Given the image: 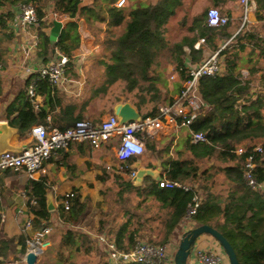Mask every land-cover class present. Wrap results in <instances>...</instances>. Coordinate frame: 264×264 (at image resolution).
I'll use <instances>...</instances> for the list:
<instances>
[{"label": "trees", "instance_id": "trees-1", "mask_svg": "<svg viewBox=\"0 0 264 264\" xmlns=\"http://www.w3.org/2000/svg\"><path fill=\"white\" fill-rule=\"evenodd\" d=\"M50 0H0V71H3L7 65V54L13 39V33L9 31V20L14 16L15 7L23 2H34L38 7V16L40 19V29L45 25L46 12L45 5ZM55 3V12L61 13L64 17L75 18L76 20L68 23L63 29L56 47L72 57L80 45L79 23L80 16L83 15L88 22L108 20L109 27L118 25L123 19L127 18L129 23L136 31H140L146 26L150 27L149 34L156 50L165 53L169 52L170 61L179 71L180 79L185 81L189 77L186 68V61L191 56L189 62H199L203 60L206 49L200 47L194 48V41L199 36L212 37L215 33L207 25L203 14L196 17L193 28L197 29V36L190 42L168 46L166 44L165 32L162 29L175 8L179 4L177 0H165L156 5L130 4L128 8L118 7L117 0H93L90 4H84V0H53ZM256 1V14L259 24L264 22V0ZM167 2V3H165ZM108 11V13H107ZM48 20V19H47ZM49 21V20H48ZM53 25V22H49ZM260 28V27H258ZM254 28L242 35H237L230 41V48L226 50L225 72L217 76H204L200 80V88L197 93L200 98L201 109L195 118L191 128L196 131H203L209 137L208 142L194 144L191 142V135L184 139V150H180L179 157L174 158L170 154L164 153V150L157 148L155 140H148L147 148L154 151L159 150L158 156L163 164L162 176H167L172 180L191 179L194 184L202 191L204 197L198 213L194 216L197 224H209L218 229L234 246L240 264H264V191L250 186L244 178L243 161L248 154L260 141L264 139V36L260 30ZM111 32V30L109 31ZM40 41L38 52L39 56L45 60L52 55V46L49 35L40 30ZM224 36L229 39L230 33L225 32ZM206 37V36H205ZM206 39V38H205ZM70 40V41H69ZM207 40V39H206ZM188 45V50L186 48ZM250 47L249 57L243 53ZM259 52V56L254 59L253 55ZM113 62L106 64L108 74L104 75V84L102 89L100 85L94 84L95 93H104L106 87L116 83L118 80H125L128 93L137 91L133 97H138L140 101L151 96L152 100H163L159 93L158 75L152 67L153 58L146 59L144 55L136 50H113ZM246 66L249 74L242 72V66ZM259 75L256 92L254 90L255 79ZM38 85V92L45 95L46 99H52L57 93V87L51 84L46 78H41L39 73L33 74ZM145 82L148 85H145ZM3 81L0 78V95L3 93ZM178 87L182 86L178 83ZM256 88V86H255ZM256 88V89H257ZM127 93V92H126ZM131 95V94H130ZM26 97V90L22 91L20 98ZM127 96L126 100H129ZM19 99V98H18ZM13 104H10L9 107ZM17 116L12 118L14 111L8 112V120L11 125L19 129V133H25L36 123L46 122L45 108L36 111L29 99L23 102L21 107H17ZM64 117H68L67 111ZM159 113L157 107L150 112L142 114L143 117L155 116ZM72 116V115H71ZM83 119V114L71 117L73 125L77 120ZM181 120V119H180ZM70 124V125H71ZM67 126L62 127L65 129ZM149 139V138H148ZM247 147L248 152L238 154L236 149ZM185 152H190L192 158H186ZM218 157L226 163L225 166L206 167L202 170L198 161L212 160ZM255 160L257 168L255 175L258 182H264V151L257 152ZM137 161L136 158L128 159L127 165ZM124 164V163H123ZM126 165V163H125ZM225 176L226 187H217V176ZM148 177L147 179H149ZM203 178V179H201ZM201 180V181H200ZM103 184L108 181L103 177ZM107 181V182H106ZM115 184L122 181L128 190H137L138 194L144 197L138 205L133 204L130 197H125L126 189L118 192L117 196L105 198L108 204L106 215L111 214L114 203L121 202L124 207V217L122 224L114 229V236L118 246L122 249L133 248L137 242V236L141 228L134 226L132 222L140 219L141 213L137 208L143 206L148 200L157 201L158 208L168 211L166 218L162 221L165 235L161 244L170 240V236L177 232L178 225L186 217L188 207L194 201L196 195L195 189L186 191L180 188H162L158 185L155 178H150L142 185H136L133 181L125 180L122 177L114 178ZM200 182V184L198 183ZM113 187V186H112ZM108 186L107 189L112 188ZM30 194L36 196L39 205L34 208L35 224L42 225V221L50 220L51 212L48 209V185L45 178L40 180L30 179L25 186ZM104 189V186L103 188ZM102 193H107V190ZM85 198V197H84ZM82 194L72 192L70 200V209L62 212V217L66 221L62 231L64 232L67 244H75L74 236L77 230L69 226L71 222L80 223L86 215L89 206V197L84 199ZM101 204V203H100ZM3 217L0 214V264L10 258L11 243L16 238L5 236L2 232ZM109 224L104 216L100 218V230L104 232ZM61 229V228H60ZM112 232V230L110 231ZM80 232V238L87 241L90 234ZM85 236V237H84ZM21 241V252H26L24 238H18ZM156 244V243H154ZM167 244V243H166ZM79 248V246H78ZM62 253V252H61ZM135 264V263H129Z\"/></svg>", "mask_w": 264, "mask_h": 264}, {"label": "crops", "instance_id": "crops-1", "mask_svg": "<svg viewBox=\"0 0 264 264\" xmlns=\"http://www.w3.org/2000/svg\"><path fill=\"white\" fill-rule=\"evenodd\" d=\"M161 1L165 0H126L123 6L118 7L121 8L126 6L128 8L130 4L156 5ZM177 1H179V4L175 8V12L170 15L168 21L164 23L162 27L165 32L166 44L168 46H176L186 42L190 43L197 36L198 32L197 29L193 28V23L195 18L200 17L201 14H203L202 17L207 21V25L210 28L209 33H211V30L215 31L212 37L209 38L208 34L205 35L206 37L199 36L193 43L194 48L199 50L196 46L201 42L200 47L206 49L204 57H207L210 53L220 48L225 41H231L238 34L242 35L255 27H259L256 10H253L249 14L250 20L243 26L245 5L242 0ZM83 2L84 4H90L93 0H84ZM212 8L219 9L224 15L228 16L230 18L229 22L220 27L209 25L208 12ZM15 10L14 14L16 12ZM44 10L46 12L45 25L39 29L46 32L50 37V31L53 25H50L49 22H53L55 19L54 1H48ZM64 18L69 17L63 16V19ZM74 20L76 19L74 18ZM77 22L79 23L78 30L81 37L80 45L71 57V61L66 69L65 78L60 85H54L57 87V93L52 99H46L45 95L39 93L37 85V107L27 93V89L31 81H33V77L31 81H28L32 74L26 72V66H28L29 61L26 60L23 49L24 46H30L33 43V34L36 28H31L28 34L26 33L21 37L14 38L13 36L9 52L6 56V68L0 71V78H2L4 83L3 93L0 95V121L8 120V112L10 111H14L11 115L12 118L17 116L19 111L16 110L17 107H21L23 102L27 99L31 101L36 111L45 108L43 111L47 114L46 122L40 124H49L54 127L62 128L64 126H71V117L78 114H83V119H90L97 123L101 122L108 114L114 113L115 105L120 102L129 101L134 104L142 114H145L155 107L159 109L163 104L174 102L178 97L182 89L178 87V83L183 87L184 81L180 79L179 71L176 66L172 64L168 58L162 56V52H159L154 47L149 34V26L144 27L140 31H136L129 23L128 19L125 18L118 23V25L109 27L108 20L88 22L83 15L80 16ZM67 26L68 24L64 28ZM259 29L260 28H258V30ZM110 30L111 32H109ZM225 32L230 33L229 39L224 36ZM203 38L207 40L205 39V41L202 42ZM51 46L53 47L52 44ZM134 46L136 48H134ZM230 46L231 44L229 43L228 47L230 48ZM186 48H188V45H186ZM128 49L138 51L144 55L146 59L153 58L152 67L154 68V72L160 74L157 77L160 79L159 82H163L162 84L158 82L160 88L159 93L163 100H152L150 99L151 96H147L143 101H140L138 97H129V100H126V95L129 93H124L117 89L120 85V80L107 86L104 93H95L93 90L94 84L100 85L102 89V84H104V82H101L104 81L102 76L108 74L106 64L108 62H113L112 51ZM38 52L39 51L31 52L32 58L30 62H34L33 64L35 65L47 63L54 59L52 54L49 59L42 60L41 58L45 56H39ZM188 60L190 61L191 59ZM188 60L186 63L189 62ZM163 74H170V76L168 75L166 79V76ZM256 88L254 86V90L252 91L256 92V90H259ZM24 90H26V97L21 99L20 94ZM13 103L15 104L9 107V105ZM64 110L69 114L67 118L64 117ZM189 134V127L174 126L166 123L161 130L154 134V136L147 137L146 146L148 140L154 139L156 147L164 150V153L170 154V156H172V150L176 149L177 157H172L178 158V152L185 149L184 139ZM32 140L33 136L30 129L22 134L18 131L11 142L20 147H25L30 144ZM118 148V138H113L110 142L103 144L99 148H93L84 142H76L67 150L62 151L58 157L47 161L44 164V168L33 177H30L26 172L22 171L11 169L5 171L0 170V212L3 215L2 232L5 236L16 238V240L11 243L10 258L1 264H26L22 258L23 253L20 251L22 244L18 238L22 236L25 242L26 235L22 228L30 217L33 219L35 218L34 208L37 206L30 207V204L27 203L29 196L33 195L25 188L30 179H46L48 185L47 197L50 196L52 198L54 208L50 210L51 216L48 223H46V221H42V225L33 223L28 233L34 234L43 225L49 224L52 226V233L49 238L53 244L54 228L57 227V229L62 232V228H64V224H66V221L62 217V212L66 213L63 209V196L65 194L76 191L82 194L84 198L85 195L97 192L105 186L102 181L103 177L107 181H114V178L119 176L125 180L133 181L131 173L137 171L139 168H149L159 173L158 177L146 175L142 184L150 180L151 177L155 178L157 181L158 178L165 176V174L164 176L161 175V173L164 172V168L163 170L159 168V160L154 158L145 160L143 153L130 157L129 159L136 158L137 161L127 165L128 160L122 162L117 158L116 154ZM136 163H139V165L136 166ZM119 165H122L123 169H119ZM125 175H128L130 178L127 179ZM148 177L150 178L147 179ZM184 181L189 183L194 182L191 179H186ZM182 223L183 222H181L178 227ZM69 226L77 230L74 241L78 243L79 240L77 241V238L80 237V232L76 227H81L80 223L73 221ZM87 233L95 236V234L90 231H87ZM202 243H209L215 246L218 241L213 236L205 234L198 239L197 247L203 248L200 246ZM208 248L210 247L204 249ZM39 262L40 259L36 264H39ZM187 264H201V262L198 260L195 253H193Z\"/></svg>", "mask_w": 264, "mask_h": 264}, {"label": "built area", "instance_id": "built-area-1", "mask_svg": "<svg viewBox=\"0 0 264 264\" xmlns=\"http://www.w3.org/2000/svg\"><path fill=\"white\" fill-rule=\"evenodd\" d=\"M126 0H118L117 6H123ZM245 5V13L243 18V26L250 20L249 14L256 10L255 0H242ZM54 18L63 19V15L54 12ZM230 18L224 15L219 9L212 8L208 12V24L211 26L220 27L226 25ZM35 27L33 34V43L30 46H24V55L29 61L26 66V72L29 74L39 73L41 78H46L53 85H60L66 75V69L71 61V57L65 52L57 49V58L40 65L33 64L31 60V52L39 51L40 41V19L38 16V7L34 2H23L17 6V10L9 21V29L13 33L14 38L21 37ZM205 39H202V42ZM199 42L196 48H200ZM230 40L210 53L206 58L199 62H188L186 64L189 77L183 82V87L178 97L174 102L163 104L159 107V113L155 116L143 117L141 121H130L120 123L119 117L115 113L108 114L101 122H94L90 119L77 120L73 125L61 129L49 124H35L31 128L33 140L30 144L20 151H6L0 155V170H15L26 172L30 177H33L37 172L44 168V164L59 156V154L67 150L73 143L84 142L93 148H99L103 144L110 142L113 138L119 139V148L117 150V158L125 162L133 155H141L146 152L147 137L154 136L161 130L166 123L174 126H186L190 128L191 142L194 144L208 142L209 137L203 131H196L191 128L195 118L201 109L200 98L197 93L200 88V80L204 76H217L225 72V57L226 50ZM27 93L29 98L37 107V82L32 79ZM181 119V120H180ZM264 151V139L260 141L248 154L243 161L244 178L246 182L254 187L264 191V182H258L255 170L257 162L255 160L257 152ZM238 154L248 152L247 147H239L236 149ZM122 166V165H121ZM123 167V166H122ZM119 169H123L119 166ZM136 171L131 173L132 178ZM158 185L162 188H180L186 191L195 189L196 195L193 203L188 207L186 217L180 225L183 227L184 233L194 226V216L198 213L202 201L203 193L194 183H189L182 180H172L167 176L158 178ZM72 193H67L63 196V204L66 210L70 209V198ZM27 203L30 207L38 206L39 201L36 196H29ZM1 214V212H0ZM33 214V213H31ZM3 217V215H2ZM33 218L30 217L24 224L22 230L25 236L26 252L22 258L25 261L27 252H34L38 260L43 253L52 246L49 238L52 233L51 225H43L34 234L28 233L33 226ZM177 228V232L180 228ZM183 233V234H184ZM97 241L100 243L108 258L109 264H174L173 251H176V245L154 244L142 240H137L135 246L130 249H122L117 242L110 239L107 234L97 235ZM195 253L201 264H225L226 260L222 254L209 249L194 246L192 255Z\"/></svg>", "mask_w": 264, "mask_h": 264}, {"label": "rangeland", "instance_id": "rangeland-1", "mask_svg": "<svg viewBox=\"0 0 264 264\" xmlns=\"http://www.w3.org/2000/svg\"><path fill=\"white\" fill-rule=\"evenodd\" d=\"M256 2V1H255ZM17 10V6L15 7ZM15 10V11H16ZM10 21V20H9ZM260 34L264 36V22H260ZM256 28V27H255ZM9 29V28H8ZM254 29V28H253ZM10 31V29H9ZM134 48H136L134 46ZM250 52V47L243 53L244 56L249 57L248 54ZM169 52L162 53V56L166 57L170 61ZM259 52L257 51L253 57L256 59L259 56ZM242 72L246 75L249 74V70L246 66H242ZM153 75H160V74H153ZM166 76V79L168 78V75L170 74H163ZM104 78V76H102ZM104 80V79H103ZM104 82V81H101ZM259 82V75H257L254 85L257 87V83ZM125 80L119 81V91H122L124 93L129 92L127 90ZM160 84L163 82L160 81ZM145 85H148V83L145 82ZM137 91V88L130 92V94H127V96H132ZM133 93V94H132ZM165 101V100H164ZM149 143V142H148ZM147 143V146H148ZM159 150H150L147 148L146 152L144 153V159H156L159 164H162L161 158L158 156ZM171 155L174 157H177L176 149L172 150ZM152 156V157H151ZM178 153V157H179ZM184 156L186 158L191 159L192 155L190 152H185ZM199 165L201 166L202 170L206 167H212V166H225L226 163L223 162L218 157H214L212 160H203L199 161L197 160ZM121 168H123L121 165H119ZM127 179L130 177L125 175ZM203 179V178H201ZM201 181V180H200ZM217 187L220 188V184L225 182V176L223 174H219L217 176ZM120 184H115V181L110 180L107 182L104 186V189H100L97 192L89 193V195H85V198L89 197V206L88 211L86 215L84 216L83 220L80 222L81 227H76L79 232H87L90 231L95 236H88L87 241L84 240L85 238H77L78 243L75 244H67L65 241L64 232L57 229V227L54 228L53 231V240L54 243L51 247H49L40 258L39 264H107V254L103 248V246L98 243L97 241V235L100 234H107L110 239H113L116 241V238L114 236V229L119 227L123 220H125V217L123 215L124 213V207L121 202L114 203L113 199L112 202L114 204L113 210H111V214L106 215L105 211L108 210V204L105 201V198H111L113 196H117L118 192L122 189H127V186L123 184V182L118 181ZM194 183V182H193ZM200 184V182H198ZM222 185V184H221ZM108 186H113L110 189H107ZM226 184H223L222 187H226ZM107 190V193H102L103 191ZM125 197H130L133 201V204L138 205V203L144 198L141 196V194H138V191L135 189L125 191L124 193ZM84 198V199H85ZM101 203V204H100ZM157 202L153 199L148 200L145 204H143L142 207L139 209L137 208L138 212L141 213L140 219L142 220V224H139V219H135V221L132 222V227L137 226L140 227V233L137 236L136 240H142L146 242L161 244V241L164 238L165 235V228L163 229L162 221L166 218L168 211H163L158 208V205H156ZM105 220H109V224L107 225V228L104 232L100 230V218L103 217ZM198 225L196 221H194V226ZM87 230V231H86ZM112 230V232H110ZM184 230L183 227L180 226L178 232L174 233L172 236H170V240L166 243L175 244L176 246L180 242V240L183 237ZM89 235V234H88ZM85 237V236H84ZM165 243V244H166ZM79 246V248H78ZM203 248H208L209 250H212L214 252H217L219 254H222L226 260L225 264H229L228 258L223 252V249L219 243H217L215 246L210 245L209 243H202L200 245ZM205 246V247H204ZM62 252V253H61ZM175 251H173L174 255ZM109 264V263H108Z\"/></svg>", "mask_w": 264, "mask_h": 264}, {"label": "water", "instance_id": "water-1", "mask_svg": "<svg viewBox=\"0 0 264 264\" xmlns=\"http://www.w3.org/2000/svg\"><path fill=\"white\" fill-rule=\"evenodd\" d=\"M73 20L74 18L71 17L64 18L62 20H53V26L50 31V42L53 45L52 54L54 59L57 58L58 55V48L56 47V43L58 42L64 27ZM188 56V58L191 59L189 53ZM41 59L44 60V58ZM114 113L119 117L120 123H127L130 121H141L143 118V115L139 111V109L129 101L120 102L116 104L114 107ZM18 131L19 129L11 125L8 120L0 121V155L6 151L20 152L25 148L15 145L11 142L12 138L15 134L18 133ZM137 165H139V163H136V166ZM159 168L162 170L161 164L159 165ZM146 175L158 177L159 173L158 171L156 172L149 168H139L137 169L136 174L132 178V180L136 185H141ZM47 199L48 209L52 210L54 208L52 198L48 196ZM205 234L213 236L218 241L224 251V254L228 258L229 264H240L236 250L231 244V242L218 229L214 228L209 224H200L198 226L188 229L184 233L182 239L176 246V251L174 253V264H187L194 249V246L198 242V239ZM37 261L38 258L34 252H27L25 254L26 264H36Z\"/></svg>", "mask_w": 264, "mask_h": 264}]
</instances>
